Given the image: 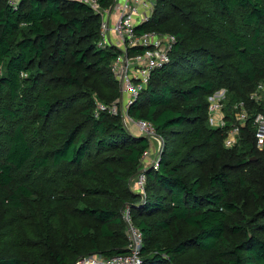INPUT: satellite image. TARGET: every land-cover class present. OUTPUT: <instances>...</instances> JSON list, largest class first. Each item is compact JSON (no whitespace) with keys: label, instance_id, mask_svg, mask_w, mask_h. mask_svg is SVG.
Returning <instances> with one entry per match:
<instances>
[{"label":"trees","instance_id":"obj_1","mask_svg":"<svg viewBox=\"0 0 264 264\" xmlns=\"http://www.w3.org/2000/svg\"><path fill=\"white\" fill-rule=\"evenodd\" d=\"M100 20L79 2L0 0V264L123 255L126 205L142 264H264V149L253 126L264 100L250 98L264 84V0H156L137 28L176 39L169 64L128 108L165 143L143 202L129 184L149 141L119 116L94 115L97 99L119 95L116 51L97 46ZM221 89L219 129L208 98ZM239 101L248 119L226 149Z\"/></svg>","mask_w":264,"mask_h":264},{"label":"built area","instance_id":"obj_2","mask_svg":"<svg viewBox=\"0 0 264 264\" xmlns=\"http://www.w3.org/2000/svg\"><path fill=\"white\" fill-rule=\"evenodd\" d=\"M89 6L96 14L100 15V38L97 42L99 48H111L116 51L115 58L110 64V70L116 77L120 88V97L113 104L98 103L94 115L105 112L121 119L122 125L136 132L148 141H158L157 134L151 122L134 119L128 114V108L138 98L139 94L148 86L152 74L165 67L170 62V55L176 44L175 36L170 33L145 31L137 33V28L148 23L152 17L156 0H112V4L101 9L96 0H69ZM135 49L136 51L129 52ZM224 89L216 91L208 98L209 123L222 129L225 127L222 100ZM251 100L260 102L264 100V84H259L250 96ZM241 114L237 122L227 131L223 141L226 149L233 148L238 141L239 128L243 127L248 119V113L243 102L238 104ZM124 109V113L122 109ZM255 145L258 150L264 149V115L256 114L253 119ZM149 148L144 152L141 160L149 153ZM160 159V157H159ZM159 159L150 168L156 170ZM139 196L145 198L146 172L138 173L134 181ZM142 194L144 196H142ZM141 199L142 201L144 199ZM121 218L126 225L127 245L126 253L111 257L93 255L78 260L75 264H142L140 251L142 247V233L134 225L131 209L126 205L121 211Z\"/></svg>","mask_w":264,"mask_h":264},{"label":"rangeland","instance_id":"obj_3","mask_svg":"<svg viewBox=\"0 0 264 264\" xmlns=\"http://www.w3.org/2000/svg\"><path fill=\"white\" fill-rule=\"evenodd\" d=\"M17 1L18 0H9V2L12 4V5H16L17 4ZM154 12H155V6H154V8H153V13H152V17H153V15H154ZM100 23H101V20H100ZM162 33H168V32H162ZM111 72V71H110ZM111 74H112V72H111ZM112 79L115 81V82H117V87H118V91H119V95H118V97L116 98V99H119V97H120V88H119V83H118V80L116 79V77L112 74ZM223 100H222V104H223V115H224V117L226 116V111H225V108H226V106H227V101H228V96H227V93L225 92L224 93V95H223ZM115 99V100H116ZM114 100V101H115ZM114 101L113 102H111V103H107V104H113L114 103ZM241 101H239V102H236L233 106H232V110H233V112H232V119H233V122H234V124L237 122V118H239V116H240V112H241V109H240V107H238V104L240 103ZM98 103H103V102H101V101H99L98 99L95 101V104H98ZM124 109L125 108H123L122 109V112L124 113ZM246 109V108H245ZM247 111V110H246ZM117 116H119V114H117ZM208 120H209V116H208ZM208 123H209V121H208ZM209 125L210 126H213V125H211V123H209ZM131 131H133L134 133H135V129H131ZM157 138H158V140H159V142L158 141H154V140H149V153H148V155L143 159V160H141V162H140V164H139V167H138V170H137V172L135 173V175L134 176H132L131 177V179H130V184H129V188H130V190H131V192H133V193H135V194H137L139 191L135 188V186H134V181H135V178L137 177V175H138V173L139 172H141V171H147L148 169H150L156 162H157V160L159 159V157H160V155L162 154V152H163V148H164V145H165V143H164V140L161 138V137H159L158 135H157ZM146 192H147V190H145V194H146ZM138 194H141V193H138ZM142 196H144L143 194H142ZM140 198L142 199L143 197H141L140 196ZM144 200H145V198H143ZM143 200V201H144ZM142 200H141V202H143ZM248 209H245V210H243V214L242 215H235V216H231V222L232 221H234V220H238V219H240V218H242V217H244L245 215H246V213H248ZM122 219V218H121ZM122 222H123V220H122ZM230 222V223H231ZM133 223H134V225H136L135 224V222L133 221ZM232 224V223H231ZM123 234L125 235V237H126V239H127V230H126V225L124 224V222H123ZM98 255H100V254H98ZM101 256V255H100ZM193 256H191L188 260L187 259H182V263H186V261H192L193 260ZM198 260H201V258L199 257L198 258Z\"/></svg>","mask_w":264,"mask_h":264},{"label":"water","instance_id":"obj_4","mask_svg":"<svg viewBox=\"0 0 264 264\" xmlns=\"http://www.w3.org/2000/svg\"><path fill=\"white\" fill-rule=\"evenodd\" d=\"M254 160H255L254 158L251 159V161H254ZM145 172L147 173V171H145Z\"/></svg>","mask_w":264,"mask_h":264}]
</instances>
